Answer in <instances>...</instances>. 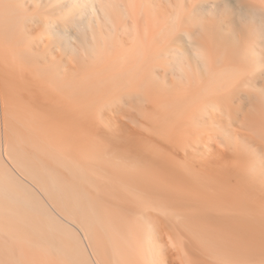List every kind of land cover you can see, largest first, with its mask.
I'll return each mask as SVG.
<instances>
[{
  "label": "bare ground",
  "instance_id": "6f19581e",
  "mask_svg": "<svg viewBox=\"0 0 264 264\" xmlns=\"http://www.w3.org/2000/svg\"><path fill=\"white\" fill-rule=\"evenodd\" d=\"M239 4L0 0V264H264V0Z\"/></svg>",
  "mask_w": 264,
  "mask_h": 264
},
{
  "label": "clouds",
  "instance_id": "9594fccd",
  "mask_svg": "<svg viewBox=\"0 0 264 264\" xmlns=\"http://www.w3.org/2000/svg\"><path fill=\"white\" fill-rule=\"evenodd\" d=\"M237 2L239 4V0H237ZM240 9H241V21H244L247 18V10L243 5H240ZM201 62H202V66L204 67V70L207 71L208 56L207 53L204 52L203 50L201 51ZM176 73L182 79H188L193 74L191 67L186 63L183 57L177 60Z\"/></svg>",
  "mask_w": 264,
  "mask_h": 264
},
{
  "label": "rangeland",
  "instance_id": "374dc122",
  "mask_svg": "<svg viewBox=\"0 0 264 264\" xmlns=\"http://www.w3.org/2000/svg\"><path fill=\"white\" fill-rule=\"evenodd\" d=\"M92 247V246H91ZM90 249L88 248V245H87V251H88V253L90 252V256H91V258H92V262H93V264H96L97 262L95 261V259H94V257H95V252H93L94 251V249H91L92 250V252L94 253V254H91L92 252L91 251H89ZM96 262V263H95ZM106 262V261H105Z\"/></svg>",
  "mask_w": 264,
  "mask_h": 264
}]
</instances>
